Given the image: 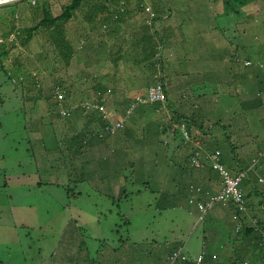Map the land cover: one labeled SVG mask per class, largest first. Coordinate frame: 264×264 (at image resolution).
<instances>
[{"label": "rangeland", "instance_id": "obj_1", "mask_svg": "<svg viewBox=\"0 0 264 264\" xmlns=\"http://www.w3.org/2000/svg\"><path fill=\"white\" fill-rule=\"evenodd\" d=\"M242 1L232 0L231 9L222 7L224 13L218 18L208 11L210 0L194 1L193 6L199 7L192 6V21L181 27L176 47L175 65L189 82L184 86L180 82L175 90H179L176 111L215 134L225 133L220 125L216 129L217 123L225 124L229 139L221 140L222 147L229 152L230 140L239 154H259L263 160L250 173L253 178L257 172L260 180L264 178V0H247L244 9H237ZM27 2L28 11L15 9L14 4L0 7V36L5 37L0 68L21 59V76L28 80L37 73L32 81L42 92L41 99L26 104L21 89H15L22 83L6 81L0 69V264H171L170 255L178 248L197 264L203 230L200 225L194 227L197 214L188 206L186 184L197 182L199 174L191 164L186 174L176 170L172 160L184 157L186 138L182 131L181 135L174 133V127H165L170 117L165 103H156L144 116V105L138 107L143 109L127 119L125 129L123 124L121 131L102 142L92 137L97 132L89 130L84 146L83 137L76 136L83 125L89 126L86 121L94 113L106 123L123 121L125 94L147 95L148 86L155 83L154 71L139 61V52L135 48L133 52L129 43L128 56L124 57V51L118 66L106 65L109 56L99 41L101 29L91 30L82 9L64 25V31L41 28L24 43L20 39L24 30L39 26L48 14L43 8L57 16L71 0ZM62 33L74 52L69 64L65 57L70 51L58 50ZM247 61L251 64L246 65ZM159 64L165 75L166 65L160 60L156 72ZM250 72L254 77L246 82L240 79ZM59 86L61 103L53 97ZM81 90L85 93L81 99L89 106L82 108L83 101L75 102L71 115L63 116V104L73 101ZM106 93L102 109H97L99 96ZM109 93L116 94L115 100L123 105L114 103ZM259 101L262 105L256 108ZM100 123L95 119L92 126L100 130ZM249 182L247 177L240 188ZM255 184L260 187L259 198L264 199V187ZM224 248H220L221 263L229 246ZM255 251L262 255L264 247ZM243 258L225 264H244ZM252 262L264 264L258 258Z\"/></svg>", "mask_w": 264, "mask_h": 264}, {"label": "crops", "instance_id": "obj_2", "mask_svg": "<svg viewBox=\"0 0 264 264\" xmlns=\"http://www.w3.org/2000/svg\"><path fill=\"white\" fill-rule=\"evenodd\" d=\"M111 1H114L113 5L110 4V0H109V3H107L108 0H93L92 2L94 4L90 6L88 3H92L91 1L83 0V3L81 7L79 8L80 10L81 9L85 10L86 14H85V17H83V20L85 21V23L86 22L90 23L91 30L101 29L100 35H99V41H101L105 45L106 53L109 56L106 60L107 61L106 65L108 64V66L111 67V65L115 64V66H118V63L121 62L123 59L124 51H126L124 53V57L128 56L127 50L129 49L128 45L130 44V49L132 51H133V48H135L139 52V56H138L140 59L139 61H141L142 59L143 65L148 64L149 67H152V64L154 63L153 64L154 67L151 68L154 71L153 72L154 75L156 73L155 65L159 62V60L166 65L164 79H166V82L169 84L168 100L169 102L170 101L177 102L175 99V94L178 93L179 90L178 92H176L175 91L176 88H179L180 82H182L183 86L184 84L188 82L185 77L182 78L183 72L179 71V69L175 65L176 62L178 61V59L176 60V55H178L179 53L177 52V48H176L179 45L178 37L180 33H183L181 27H183L185 24L187 25L191 23L192 18L189 15V13L192 14V6L195 3L194 1L198 2L199 0H185V1L184 0H120L119 2L117 0H111ZM225 2L226 0H210V7L208 10L210 11V15L213 16V13H215L216 18L222 15L224 13V10L222 11V7L226 5ZM14 5L15 6L13 8L15 9L22 10V7H23L27 9L26 11H28V8H29V2L27 1L18 2V3H15ZM147 7L151 9L150 13L146 11ZM195 7L198 8L199 6L198 5L193 6V8ZM244 8L245 7H243L242 9ZM44 11H45V8H43V12ZM93 14L94 16H92ZM152 14L154 15L153 18H152ZM74 18H75V15L68 23H70ZM103 28L105 30H102ZM211 28H214V26L212 25ZM87 29L88 28L85 27L83 28V31L86 33ZM122 30L124 31L123 34H122ZM214 30L216 31L215 28ZM118 33L121 34L123 37H119ZM122 44L124 45L121 46ZM230 44L231 43H229V45ZM3 48L4 46L0 49V52L1 50H3ZM226 48L229 51V48L227 47V45H226ZM4 53L2 52V54ZM72 55L74 56V52ZM232 60L233 59L231 58V61ZM100 61L102 63L103 58ZM22 63L23 61L21 59H16V61H14L13 64L9 66V68L5 67V68H0V69L3 72L2 74L4 78L6 79V81L10 80L12 81L13 84L22 83L23 85L22 87L19 86V87H16L15 89L18 91L19 89H21L22 98H24L26 104L35 103L37 100L41 99L42 92L41 90L36 89V87L34 86V82L32 81V75L28 77V80H25L24 77L21 76V73L24 72L20 70ZM47 79L48 78L46 75L44 78L41 79L42 83L45 82ZM180 79H184L183 80L184 82L181 81ZM188 85H189V82H188ZM150 87L151 86H148V90ZM29 91L35 92V93L32 95L29 93ZM81 95L82 97L85 96L84 92L82 94V90L79 92L78 96L74 98L73 101H68L67 103L63 104L69 115H71V111H72L71 107L76 106L77 104L75 102H80L79 104H82L84 102L83 99H81L82 98ZM97 95H98V92H97ZM106 95H108V93L102 96H99V101L97 105H103L104 103L103 99L107 98ZM125 95H126V98H124V102L126 105V110L124 109L125 111H122V113L123 115L127 113V116H124V119H123V121L125 120V126H126L127 119L130 117V114H128L129 106L135 101V99L138 96L144 97L145 95L137 94V93L132 94V95H128V94H125ZM18 96L20 97L21 94H18ZM110 96H112L111 99L114 100V103L123 105V101L115 100L117 96L116 94L111 93ZM47 98H49V96ZM85 104L86 103L84 102L82 105V108L83 106H86ZM89 104L90 103H88L87 105ZM156 106L157 105H155V107ZM165 106H167L168 108L167 103H165ZM155 107H148V106L145 107L144 109L146 111L144 112L143 116L147 114L149 111H151L152 108H155ZM139 108L137 110L143 109V108L141 109ZM48 111L50 110L48 109ZM60 111L62 114V111H65V110L61 108ZM61 114L59 112L57 113V116H61ZM74 117L76 116L74 115L73 118ZM77 117H79V115H77ZM95 119H97V121H101L100 130L92 126V124H94ZM68 120H69V123L72 122V118ZM103 120L106 122L105 118L101 116L100 114L99 115L95 113L91 114V116H89L88 120L86 121L87 124H89V126L87 125L88 127H86L85 125H83V128L78 129V131L76 129L77 131L76 136L79 138L83 135L86 139L87 134L85 133V131L89 130L91 132H97L93 134L92 137H96L100 142H102L103 139H99L98 134L100 133L99 136H101V134L104 133V130H102L101 128L103 126H107L109 123V122L104 123ZM119 121H122V120H119ZM106 136H107L106 138H108V136H111V135H107L106 133ZM260 159L261 157L259 156L254 157V160L258 161L257 163H261L263 159L261 161ZM251 161L247 162L246 160L247 163L245 165L248 171L250 170L248 178L250 179L251 183L249 182L245 184L244 187H241L245 196L248 194L251 195V196H247L248 206L245 208L244 212L239 213L237 218H234V215L236 213L234 206H230L227 208L218 207V208H215L213 212L208 214V216L206 217L205 221H203V223L199 224L200 227L202 226V230H203L202 234H203L204 243L200 247V250H198V252H202L206 254L203 264H225L227 261H237L243 258V256L244 258L241 261L244 264H255L254 262H252L255 258H258L259 261L264 263V253H261L262 255L258 253L257 255L255 251L257 247L259 249H262V247H264V241H263L262 235L255 232L258 230L256 221L258 220L259 223H262L264 221V199L259 198V195L261 194L260 187L258 184L257 186L255 184V183H258L257 181L258 175L256 174L257 172L253 173L254 177L251 178L250 172L253 170L251 169L252 167ZM232 170H235V168H233ZM197 173L199 174V176L196 179L197 182L193 181L194 183L196 184L201 183L198 185H202V182H203V185L207 189H209L211 192H213L215 187H216L215 192H218L221 190L220 179L216 178V179L211 180L210 178H208L207 177L209 176L208 170H204L203 172L199 171ZM47 175H50V174L47 173ZM211 182L214 183L215 185L214 186L210 185ZM186 199H187L188 206L194 212H196L197 218H198L197 208L194 207V204L190 203L192 199V195H189L188 193V198ZM254 208H256V210ZM259 216L261 218H259ZM238 218L240 220H238ZM238 224L240 225L242 229V234L236 233ZM194 227L196 228L198 227L197 222L195 223ZM212 245L214 247H218V249L217 250H214L213 248L211 249ZM227 245L229 246V250L223 257L224 262L221 263L219 261V258L221 256V253L223 252H221L220 248L223 251H225L226 248L224 247H227ZM195 264H196V261H195ZM232 264H240V263L234 262Z\"/></svg>", "mask_w": 264, "mask_h": 264}, {"label": "trees", "instance_id": "obj_3", "mask_svg": "<svg viewBox=\"0 0 264 264\" xmlns=\"http://www.w3.org/2000/svg\"><path fill=\"white\" fill-rule=\"evenodd\" d=\"M117 1L119 2L120 0H117ZM231 1L232 0H229V1L226 0V2H225L226 9H227V6L229 7V9H231V5H230ZM82 3H83V0H71V2L68 5L66 4V5H64L62 7L61 14L57 15V16L53 15L49 11H44V13L48 12V14L45 15L44 19L41 21L39 26L36 25V26H34V27L30 28V29H25L24 32H23L24 34L22 36L24 38H22L20 36V39L24 40V43H25V41L26 42L31 41L33 39V37H34L33 35L41 28L49 30V31L58 30V28H59V30H63L64 25L67 24L73 18V16L75 15V12L81 7ZM246 3H247V0H243L241 2V5L237 6V9L240 8V7L245 6ZM235 9L236 8H233L232 12L236 11ZM58 48H59L58 50L60 51L61 54H64L65 52L70 51V55H68V56L66 55V57H65L67 59V61H68V64H69L71 59H72L73 52L71 51L70 44L67 42L66 34L64 35L62 33V41L58 45ZM153 64H152V67H154ZM251 66L253 67L254 63ZM251 73H253V72H250L248 74L242 75L240 79H243V81L246 82L247 79H249L250 76H252V75H250ZM252 77H254V76H252ZM154 81L155 82L156 81L157 82H161L162 84H164L163 88H164V91H165V94H166V102L165 103H167L168 108H169V112H170L169 113L170 117H169V119L166 120L165 127H167V129H169L168 127H170V128L174 127L175 128V132L174 133H180V131H181L180 127L184 126L185 131L187 132L188 136L190 137V139H188V141H185L184 144H183V146H184V148L186 150V152L184 154V157L181 158V157H179L177 155L175 157L178 160H176V159L172 160L174 163H177V169L176 170H180V171L184 172V174H186L187 166L188 165L190 166V164L192 165V166H190L191 168L197 167L196 169L198 170V172L199 171L203 172L204 170L210 169V171L208 170L209 176H207V177L210 178L211 180L219 178L220 181H221V186H222L221 171H220V169L215 167V162H218L219 164H221V166L223 168H225L228 171H230L233 175H238V174H240L241 172L244 171V172H247V177H248L250 170L248 171V169H247V167H245V165H246V163L248 161H251V160H252L251 162H252V165H253L254 157H256L255 154H253L252 152H250V154L244 152L243 154H245V153L249 154L247 159H246L247 160V162H246V160L244 159L243 154H239L238 153L239 149L237 147V144L230 142V140H229L230 151L227 152L225 150V148L222 147V145L224 143H222V141H221L224 138H226L227 140L229 139L228 135H227L228 132H226V130L223 129L225 127V124L217 123L216 126L220 125L223 128L218 126V127H216V129L217 128H221L223 131H225V133L217 132V134H215V133H212L209 130L208 127L199 124L198 121L192 119L190 116L178 113L176 111V108H177L176 107L177 106L176 102H172V101L169 102V100H168V86H169V84L166 82V79H164V76H159L157 78V80H154ZM153 105H156V103L155 104H147V105H144V106L145 107H147V106L148 107H151V106L153 107ZM255 105H256V108H258V107H261L262 103H260V101H259ZM137 109L132 111V113H128V114H130V116H132L137 111ZM186 113H188V112H186ZM124 116H127V113H125ZM133 121L135 122L136 120H132V122ZM103 122L106 123L104 120H103ZM158 124H160V123H158ZM124 125H125V123H124ZM104 128L105 127L103 126L101 129L104 130ZM125 128H126V126H124V129ZM99 134H98L99 139H103L104 140L107 137V136H99ZM110 135H112V134H110ZM157 135L160 136L159 133H157ZM81 137H83L82 140H81V144H82V146H84L85 145V137L83 135ZM161 143L164 146L167 145V144H165V142H161ZM166 148H168V146H166ZM215 153L219 154L218 157H217V161H213L212 159H210V155L211 154L214 155ZM258 156H259V154H258ZM195 158L198 159V162H199L198 166H195V164H194V159ZM233 168H235V171L232 170ZM191 171H193V169H190V172ZM246 178H244V179H246ZM257 181L260 182L259 179H257ZM260 184L262 185L261 182H260ZM191 185L200 187V189H201L202 195H200V196H203V197L202 198H198V201H201V199H202V201H206L207 200V195L217 194L218 193V192H211L203 184L202 185H198V184L193 182V183H190L189 185L186 184V190L189 193V195H191V192H190V186ZM262 186L264 187V185H262ZM240 190H242V189L240 188ZM242 193H244L243 190H242ZM247 196H251V195L248 194V195L245 196V194H244L243 205L245 206V208L248 206L247 203L245 202L246 199H247ZM183 197H185V196H183ZM174 205L175 204H172L171 206L173 207ZM230 206H234L235 207L236 213L234 215V218H237L239 213L244 212V210H242L239 205L233 204L232 202H229L227 204L219 203L218 205H216L212 209H210L209 212L207 214H205L204 217L201 219V212H200L201 209L196 204H194V207H196L197 211H198V218H197L198 225L203 223V221H205V219L208 216V214L213 212L215 208H218V207L227 208V207H230ZM238 220H240V219L238 218ZM256 222H257L256 225H257V229L258 230L255 231V232L258 233V234H261L262 237H263V241H264V232H263L264 231V221L262 223H259L258 220H257ZM237 226L238 227L236 229V233L237 234H240V233L242 234V229H241L240 225L238 224ZM262 244H263V242H262ZM181 250H182L181 248H178L176 251H174L170 255L171 264L178 263V261H181L182 264H192V261L188 259V258H190V256L181 255L180 254ZM175 254L177 255V258L174 259V255ZM200 256L203 257L202 262H201L203 264L206 254L202 253V254H200L198 256V258ZM197 264H199L198 261H197Z\"/></svg>", "mask_w": 264, "mask_h": 264}, {"label": "built area", "instance_id": "obj_4", "mask_svg": "<svg viewBox=\"0 0 264 264\" xmlns=\"http://www.w3.org/2000/svg\"><path fill=\"white\" fill-rule=\"evenodd\" d=\"M147 12H151V9L149 7L146 8ZM153 14H152V18H153ZM15 39V35L11 34V36L9 37L10 41H13ZM5 42V37H1L0 36V47L3 46ZM249 62V61H247ZM250 65L251 63H246V65ZM35 76L38 75L37 73H32V78H34ZM159 76H164L163 73V66H161L160 64L158 65L157 68V72L155 74V80H157V78ZM164 84H162L161 82H155L153 86H151L148 90V94L145 95L144 97L142 96H138L135 101L130 105L129 109H128V113H131L132 111L136 110L138 107L142 106V105H147V104H155V103H165L166 102V94L164 91ZM53 97L55 100H59L61 102H63V94H62V89L60 87H56L54 92H53ZM89 106V105H86ZM102 105H97V109H102L101 107ZM87 108V107H86ZM89 108V107H88ZM63 116H66L67 112L66 111H62ZM125 121H118L117 123H108L107 126H105L104 128V133L101 134V136H104L108 134H115L116 131H118L119 129H121L123 127ZM180 130L182 131L183 135H185L184 137L186 138L185 141H188V139H190V137L188 136L187 132L185 131L184 126L180 127ZM218 153H215L214 155H210V159H212L213 161H217V157H218ZM196 162V165H199L198 159L195 158L194 159V163ZM257 160H253V165L251 167V169H253L255 167V165L257 164ZM215 167L220 169L221 171V175H222V186H221V190L218 191L217 194H211V195H207V200L206 201H198V198H202L203 196L201 193V189L200 187L197 186H190V192L192 195V199L190 201L191 204H196L200 209H201V219L204 217V215L206 213L209 212L210 209H212L214 206L218 205L219 203L221 204H227L229 202H232L233 204H237L241 207L242 210H245V206L243 205L244 202V193H242V190H240V184L242 183L243 179L247 177V172H241L238 175H233L230 171H228L227 169L223 168L221 166V164H219L218 162H215ZM260 182L262 183V185H264V178L261 177L260 178ZM177 258V255H174V259ZM202 259L203 257H199L198 258V263L202 264Z\"/></svg>", "mask_w": 264, "mask_h": 264}, {"label": "water", "instance_id": "obj_5", "mask_svg": "<svg viewBox=\"0 0 264 264\" xmlns=\"http://www.w3.org/2000/svg\"><path fill=\"white\" fill-rule=\"evenodd\" d=\"M23 1H27V0H0V7L8 6Z\"/></svg>", "mask_w": 264, "mask_h": 264}]
</instances>
